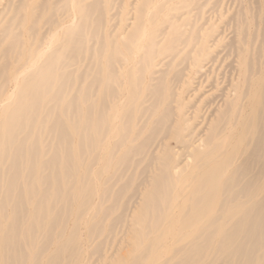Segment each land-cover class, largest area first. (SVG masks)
Returning <instances> with one entry per match:
<instances>
[{"label":"bare ground","instance_id":"1","mask_svg":"<svg viewBox=\"0 0 264 264\" xmlns=\"http://www.w3.org/2000/svg\"><path fill=\"white\" fill-rule=\"evenodd\" d=\"M2 2L0 264H264V0Z\"/></svg>","mask_w":264,"mask_h":264},{"label":"rangeland","instance_id":"2","mask_svg":"<svg viewBox=\"0 0 264 264\" xmlns=\"http://www.w3.org/2000/svg\"><path fill=\"white\" fill-rule=\"evenodd\" d=\"M125 1H127V3H128V4H126V9L127 10L125 11V13H126L127 16L129 15V20H131L132 17H133V14H134L133 13L134 12L133 8L137 4L138 0H125ZM164 2H167L166 7L168 9L171 8V7L179 8V7L182 6V0H164V1L161 0V3H164ZM213 2H218V0H213ZM219 2H221L220 3L221 7H220V9L217 12L213 11L214 9H213L212 3H211V5L208 4L210 6H207L202 11V13L199 16H197L198 12L194 11L189 16H184L183 19H185L187 17L188 20L191 22V24L192 25H196V28H198V29L202 28V30H203V28H204V29L208 30L209 32H213L215 30L220 31V33H222V36L219 37L218 40L220 39L223 43L226 44L227 42H229L232 39L233 32L235 31V29H234L235 26L231 25L230 26L231 28H229L227 31H225L226 30L225 29V24L228 22V20L230 18L233 17V15L239 10L240 7H242V6H244V8L248 7L247 6L248 0H219ZM2 4H5L4 0H3ZM185 11L186 10H184V12ZM165 14H167V15L168 14H173V12H171V13L165 12ZM165 14L163 15V17H166ZM174 14H177L178 16L183 15V13H182V11L180 9L177 12H175ZM176 19L177 18H175L174 21H176ZM70 24L71 23H69L68 25H70ZM1 27L2 26L0 25V30H1ZM62 34H63V28L60 29L56 33V39L62 38ZM216 36L217 35H215V33H214V38H211L212 40L209 43L210 46L213 45L212 41H213V39H216ZM215 47L216 46H214L213 49H215ZM41 49H43V48H41ZM219 50H220V53H221L222 49H216V52L219 51ZM225 54H221L219 56L218 63H216V67L219 69V72L222 73V75H224V76H225V74L231 72L230 65L233 63V60H235V58H232L233 56L230 57V58H227ZM0 59H1V56H0ZM39 61L41 62L39 57L37 59H35V63L37 62L36 64L38 66L41 64V63H39ZM11 87H13V86H11ZM10 90L13 91L12 88ZM110 141H111V144H109V146H111L113 144L112 143L113 142L112 139H110L108 142H110ZM174 146H175L176 149H181V147L179 145L177 147H176V145H174ZM89 162H90V160H87V165H88ZM102 165H103L102 163L97 164L95 166L96 168H94V169L98 170ZM82 172H84V170ZM109 176H107V177H109ZM80 178H81V176H80ZM105 179H106V177L104 178V180ZM104 180H103V183H104ZM105 187L106 186H104V184H103V188H105ZM96 206L97 205H95V207L92 209V211L88 213V217L90 219V222L87 221L83 225V229L82 230L84 232L86 231V229L88 230V227H89V229H91L94 225L99 224V223H100L101 226H105V228L107 230H109V225L111 223V219H109L108 221L105 222L103 220L104 217L102 216V214L96 215V213H95ZM95 215H96L97 218H94ZM73 224H74V220L70 221V226L71 227L73 226ZM84 236H86V233H84ZM120 239H122V237L121 236L117 237V232L111 238H107V235H104L101 238V240H104V241L106 240V244H105L104 249H102V254H100V255H103L105 258L106 257L109 258L110 256L114 255L117 252V249H119V248L125 249L127 247V243L125 241H121ZM98 242H99V240L96 243H98ZM32 244L37 248V250H39V248H41V244H36V243L35 244L32 243ZM58 245L59 244L55 243V245L53 246V249L58 247ZM95 245H93L92 248H90L88 250H85L86 251L85 252L86 261L84 260L85 262H83V264L84 263L85 264H101L100 255H95L94 257L90 256V253L92 252V250H93ZM89 256L91 258H89ZM109 261H110L109 259H105L104 263L108 264ZM30 262H32V261H30Z\"/></svg>","mask_w":264,"mask_h":264}]
</instances>
